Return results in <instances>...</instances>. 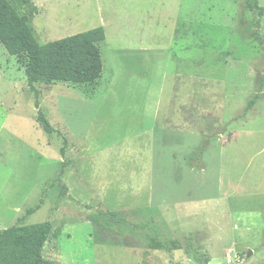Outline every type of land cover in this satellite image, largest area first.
<instances>
[{
	"label": "rangeland",
	"instance_id": "rangeland-1",
	"mask_svg": "<svg viewBox=\"0 0 264 264\" xmlns=\"http://www.w3.org/2000/svg\"><path fill=\"white\" fill-rule=\"evenodd\" d=\"M10 1L39 44L106 39L97 82L33 89L0 44V229L48 222L53 264H264V0Z\"/></svg>",
	"mask_w": 264,
	"mask_h": 264
},
{
	"label": "trees",
	"instance_id": "trees-1",
	"mask_svg": "<svg viewBox=\"0 0 264 264\" xmlns=\"http://www.w3.org/2000/svg\"><path fill=\"white\" fill-rule=\"evenodd\" d=\"M22 1L29 3V0ZM262 12L259 10V15ZM105 39L103 27H97L39 44L28 24V18L19 14L10 0H0V44L9 55L26 58L25 73L31 89L39 80L77 85L97 82L103 71L99 44ZM253 103L254 99H251L247 109ZM37 121L47 134L53 132L41 111H38ZM59 152L64 157L65 144ZM49 233L48 222L0 229V264H53L42 255Z\"/></svg>",
	"mask_w": 264,
	"mask_h": 264
}]
</instances>
